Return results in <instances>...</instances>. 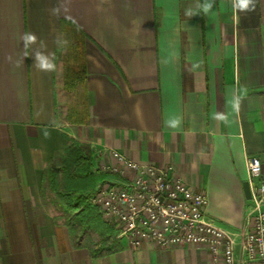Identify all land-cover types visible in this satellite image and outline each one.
I'll use <instances>...</instances> for the list:
<instances>
[{
    "label": "crops",
    "instance_id": "0c3cea01",
    "mask_svg": "<svg viewBox=\"0 0 264 264\" xmlns=\"http://www.w3.org/2000/svg\"><path fill=\"white\" fill-rule=\"evenodd\" d=\"M204 2L0 0V264H211L197 245L134 247L115 231L75 237L61 201L44 198L45 171L70 139L88 147L91 194L117 179L101 170L115 150L171 165L206 194L217 226L250 227L246 159L258 158L264 175V0L250 12L215 0L207 14ZM27 32L38 41L25 57ZM40 41L54 71L33 66ZM78 66L84 81L67 89ZM176 118L178 127L166 124Z\"/></svg>",
    "mask_w": 264,
    "mask_h": 264
},
{
    "label": "built area",
    "instance_id": "2783aa9c",
    "mask_svg": "<svg viewBox=\"0 0 264 264\" xmlns=\"http://www.w3.org/2000/svg\"><path fill=\"white\" fill-rule=\"evenodd\" d=\"M109 154L116 163L104 164L101 170L117 179L100 185L89 204L114 227L117 237L134 247L144 242L202 246L211 254V264H236L237 250L241 264H264V175L258 158L246 159L250 227L231 233L207 216L206 194L189 187L171 165L140 164L115 150Z\"/></svg>",
    "mask_w": 264,
    "mask_h": 264
},
{
    "label": "rangeland",
    "instance_id": "374dc122",
    "mask_svg": "<svg viewBox=\"0 0 264 264\" xmlns=\"http://www.w3.org/2000/svg\"><path fill=\"white\" fill-rule=\"evenodd\" d=\"M77 151L81 156H89L88 147L84 144H79L74 139H70L67 152L60 159L57 158L54 163L55 171L53 177L45 178V200H52L56 204L61 201V207L59 211L61 213V219L66 222L71 232L76 236H80L83 233L92 232L87 229L83 223L82 214L88 213V207L80 204L79 207L69 209L67 208L69 199H72L71 194L60 197L62 193L73 192L78 195L88 194L96 186L91 174L87 176H76L75 172L77 168L82 164V161L74 159L73 152ZM103 185V184H101ZM73 195V194H72ZM73 201V200H72ZM84 210V211H83ZM238 238H236L237 240Z\"/></svg>",
    "mask_w": 264,
    "mask_h": 264
},
{
    "label": "trees",
    "instance_id": "16d2710c",
    "mask_svg": "<svg viewBox=\"0 0 264 264\" xmlns=\"http://www.w3.org/2000/svg\"><path fill=\"white\" fill-rule=\"evenodd\" d=\"M85 73L84 69L79 67L76 70L69 71L65 80L67 89L74 88L77 84L84 81ZM74 159L78 161H82V164L77 168L75 175L76 176H87L90 175L91 172V158L89 156H81L76 150L73 152ZM55 171V167L52 165L45 171V178L47 176L49 178L53 177ZM71 194L72 199H69L67 208L73 209L83 204V206L88 207V213L82 214L83 223L87 227V229L91 231L101 232V233H112L114 231V227L104 221L99 213L89 205L88 199L91 193L85 195H78L75 193H62L60 197L67 196ZM73 194V195H72ZM73 200V201H72ZM84 211V210H83ZM67 224V223H66ZM68 225V224H67Z\"/></svg>",
    "mask_w": 264,
    "mask_h": 264
},
{
    "label": "clouds",
    "instance_id": "9594fccd",
    "mask_svg": "<svg viewBox=\"0 0 264 264\" xmlns=\"http://www.w3.org/2000/svg\"><path fill=\"white\" fill-rule=\"evenodd\" d=\"M215 0H205V2L201 5V8L205 14L209 13L214 6ZM257 0H232V7L236 11L241 12H250L255 11ZM59 9H52V13L58 14ZM23 41V45L25 48V57L29 55L28 50L30 47L37 43L38 37L35 33L27 32L21 37ZM55 43L58 45H66L67 41L62 40L60 38H57ZM46 49V44H44L43 41H40V46L35 50L34 53H32L31 56L34 57V64L33 66L36 67L40 71H54L55 70V57L52 53H46L44 51ZM10 59V58H9ZM236 105L238 107L239 100L236 99ZM181 121L179 118L172 119L169 121H166V124L170 127H178L180 125ZM43 135L45 138H48L50 133L45 130L43 132Z\"/></svg>",
    "mask_w": 264,
    "mask_h": 264
},
{
    "label": "water",
    "instance_id": "95a60500",
    "mask_svg": "<svg viewBox=\"0 0 264 264\" xmlns=\"http://www.w3.org/2000/svg\"><path fill=\"white\" fill-rule=\"evenodd\" d=\"M243 187H244L245 197L247 199H249L250 198V192H249V187H248L247 181L244 182Z\"/></svg>",
    "mask_w": 264,
    "mask_h": 264
}]
</instances>
